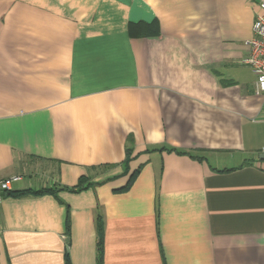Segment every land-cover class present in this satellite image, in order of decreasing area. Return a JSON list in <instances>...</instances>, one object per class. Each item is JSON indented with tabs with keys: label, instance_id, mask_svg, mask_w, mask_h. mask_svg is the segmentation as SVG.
<instances>
[{
	"label": "crops",
	"instance_id": "1",
	"mask_svg": "<svg viewBox=\"0 0 264 264\" xmlns=\"http://www.w3.org/2000/svg\"><path fill=\"white\" fill-rule=\"evenodd\" d=\"M262 1L0 0V264H264Z\"/></svg>",
	"mask_w": 264,
	"mask_h": 264
},
{
	"label": "built area",
	"instance_id": "2",
	"mask_svg": "<svg viewBox=\"0 0 264 264\" xmlns=\"http://www.w3.org/2000/svg\"><path fill=\"white\" fill-rule=\"evenodd\" d=\"M260 7L261 12L257 14L253 25V35L244 41L248 53L243 62L252 69L256 76L257 93L264 97V1L260 3ZM261 152L264 153V146L261 148ZM21 178V176L15 175L0 179V202L5 193L13 190L14 182Z\"/></svg>",
	"mask_w": 264,
	"mask_h": 264
},
{
	"label": "trees",
	"instance_id": "3",
	"mask_svg": "<svg viewBox=\"0 0 264 264\" xmlns=\"http://www.w3.org/2000/svg\"><path fill=\"white\" fill-rule=\"evenodd\" d=\"M132 26V25H131ZM169 151H172L174 149H168ZM133 153V150L131 149H128L127 150V156H126V159H125V164H126V167H127V170H128V163L130 162L131 160V155ZM139 170L138 169L137 171H135L129 182L127 183V185L123 188H121L122 191H125V190H128L131 185L133 184L137 174L139 173ZM84 188L83 186V180L81 178L80 180V183L79 185L75 186V187H70V188H67L68 190H82ZM56 190L55 189H52V188H42V189H39V190H33V189H28V190H22V191H16V190H12L8 193H5V197L7 196H14V197H17V196H22V195H26V194H46V193H55ZM103 242H104V231H103V226H102V223L99 222V225H98V242H97V264H104V246H103ZM65 264H71L70 263V259L68 256H66V260H65Z\"/></svg>",
	"mask_w": 264,
	"mask_h": 264
}]
</instances>
